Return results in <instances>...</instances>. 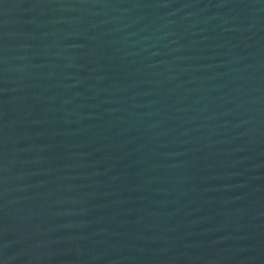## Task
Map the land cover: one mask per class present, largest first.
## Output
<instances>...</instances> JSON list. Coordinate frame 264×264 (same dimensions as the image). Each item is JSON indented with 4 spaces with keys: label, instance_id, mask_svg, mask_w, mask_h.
<instances>
[{
    "label": "water",
    "instance_id": "water-1",
    "mask_svg": "<svg viewBox=\"0 0 264 264\" xmlns=\"http://www.w3.org/2000/svg\"><path fill=\"white\" fill-rule=\"evenodd\" d=\"M0 264H264V0H0Z\"/></svg>",
    "mask_w": 264,
    "mask_h": 264
}]
</instances>
